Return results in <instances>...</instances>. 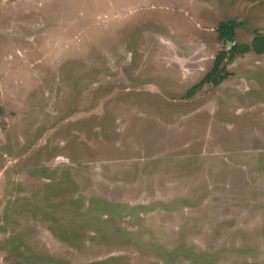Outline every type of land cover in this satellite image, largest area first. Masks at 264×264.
I'll return each instance as SVG.
<instances>
[{
	"label": "rangeland",
	"instance_id": "rangeland-1",
	"mask_svg": "<svg viewBox=\"0 0 264 264\" xmlns=\"http://www.w3.org/2000/svg\"><path fill=\"white\" fill-rule=\"evenodd\" d=\"M264 0H0V264H264V52L186 97Z\"/></svg>",
	"mask_w": 264,
	"mask_h": 264
},
{
	"label": "trees",
	"instance_id": "trees-1",
	"mask_svg": "<svg viewBox=\"0 0 264 264\" xmlns=\"http://www.w3.org/2000/svg\"><path fill=\"white\" fill-rule=\"evenodd\" d=\"M235 27L236 23L233 20L220 22L217 31L220 38L226 42L228 48L221 50L217 54L212 68L195 85L187 90L185 94L186 97L192 96L206 83L218 85L226 79L228 72L225 70L224 63L232 61L237 55H241L249 51H253L257 54L264 52V35L255 36L251 44L236 43L234 42Z\"/></svg>",
	"mask_w": 264,
	"mask_h": 264
}]
</instances>
